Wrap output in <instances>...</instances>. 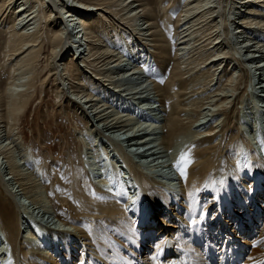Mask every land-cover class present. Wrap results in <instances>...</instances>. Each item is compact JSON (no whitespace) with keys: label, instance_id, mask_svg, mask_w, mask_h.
<instances>
[{"label":"bare ground","instance_id":"obj_1","mask_svg":"<svg viewBox=\"0 0 264 264\" xmlns=\"http://www.w3.org/2000/svg\"><path fill=\"white\" fill-rule=\"evenodd\" d=\"M19 1L0 0L3 64L0 63V68L3 67L0 71L5 70L3 74L8 73L10 79L5 90H0V123L5 119L4 112L8 119L11 117L9 124L16 123L18 115L37 97L38 89L42 92L45 85L52 83L60 111L68 108L80 114L86 118V124L92 123L97 135L111 132L119 133V139L128 137L127 142L137 151L131 154L121 146V150L111 155L103 145L113 165L111 177L116 178L117 190H120L116 194L115 188L109 185L110 179L101 177L107 171L100 170L99 161L95 162L97 166L89 160L86 163L89 155L84 153L86 146L91 145L93 152L96 149L91 144L96 140L92 131L80 134L82 137L71 132L73 139L63 134L62 157L51 158L55 153L47 148L49 145L43 148L46 163L41 185L32 174L20 169V165L26 164V158L17 160L15 146L24 143L22 137L15 132L12 136L10 125L3 134L0 125V156L3 154V159H7L0 166V223L5 242L10 245L9 256L6 250L0 249V264H186L187 261L210 264L205 256L206 242L209 239L218 242L215 237L221 235L225 236L224 241H232L239 247L245 243L254 246L245 264H260L264 259V222L259 224L264 219V160L256 155L252 142L257 141L253 130L264 128V104L257 103L256 108L253 106L254 112L246 113L244 118L240 116L238 104L244 92L243 79L252 77L264 81V42L253 41L249 35L256 33L264 37V14L260 15L261 10L264 12V0H72V3L70 0H50V3L49 0H22L18 5ZM75 1L86 7L85 11L75 6V10L66 14L81 12L82 28L75 24L72 37L76 41L70 36L65 43L72 41L75 44L72 47L85 48L82 61L99 76L96 89L110 93L111 88L116 92L122 88L120 93L109 95L117 104L136 100L142 94H147L144 100L147 105L152 99L153 104L160 102L159 106L167 114L159 126L161 134L155 132L158 125L151 122L152 127L149 124V128H141L138 133H149L151 138L133 134L134 138L129 139L133 136L129 132L137 123L130 128L132 120L122 116L123 113L110 111L111 105L105 107L101 101L97 103L102 100L101 94L93 93V85L89 86L90 90L86 86L87 71L78 66L68 69L74 65L73 60V65L61 64L67 27L61 28L64 21L56 3H62L67 9ZM236 3L242 7L248 4L246 13L237 12ZM36 4H39L37 9ZM90 5L94 7L90 9ZM233 8L239 16L236 24L241 25L236 43L229 41L235 20L229 17ZM97 14L100 17L93 20ZM254 15L261 19L256 21ZM83 19L91 24L84 23ZM137 23L143 28H133ZM122 32L127 33L132 49L122 51L124 46L114 35L123 37ZM111 44L115 49L108 48ZM118 47L133 57L146 58L148 51L151 59L147 67L135 64L134 68L131 66L133 69L128 68L130 63L124 62L126 58ZM227 47L246 48L245 53L258 51L261 57H257L258 62L256 54L236 59L233 50L229 52ZM236 70L239 74L232 75ZM259 84L256 90L263 91L264 83ZM257 91H254L257 100L264 102L263 95L259 96ZM249 97L244 111L253 103ZM85 98L84 106L82 99ZM140 105L137 107L146 111V105ZM153 111V116L158 118L159 112ZM220 116L222 120L216 122ZM261 137L264 138V132ZM241 143L249 147L250 159L247 158H253L252 164L258 163L255 164L262 179L251 178L248 173L249 167H253L251 162L245 167L247 172H242L239 162L243 160L239 154L247 151H239ZM117 152L122 162L116 159ZM182 154L185 163L181 168L175 165V170L165 169L166 157L176 156L179 162ZM141 162L144 166L150 163V176L143 171ZM159 166L162 168L158 170ZM4 169L7 173L3 175ZM168 173H175L176 177L166 179L164 175ZM1 185L7 187L5 191ZM134 191L138 197L130 209L128 196ZM21 194L29 199V205L17 201ZM30 205L35 217L32 220L41 226L33 223L42 232L48 230V236L40 238L43 245L33 230L29 231L30 214H26V209ZM56 218L62 226L56 227ZM25 228L30 235L25 234Z\"/></svg>","mask_w":264,"mask_h":264},{"label":"rangeland","instance_id":"obj_2","mask_svg":"<svg viewBox=\"0 0 264 264\" xmlns=\"http://www.w3.org/2000/svg\"><path fill=\"white\" fill-rule=\"evenodd\" d=\"M21 1L22 0H20L19 1V3H18V5H20V3H21ZM23 1H25V0H23ZM48 1V0H47ZM239 2L241 1V0H238ZM49 3H50V0L48 1ZM73 1L72 0H70V3H72ZM17 5V6H18ZM38 5L39 4H36L35 6H36V9H37V7H38ZM56 5H57V7L58 8H60V9H58L57 8V11H59L60 13H61V16H62V18H63V21H64V24L62 25L61 24V28L62 29H65L66 27H67V29H66V31H65V33H64V39H65V41L63 42L64 43V46H66L65 47V57H63V61H61V64L62 63H64L63 65H68L69 63V65H71L72 64V60H73V63H74V65L73 66H70L68 69L70 70V68L71 67H73V69L74 68H76L77 66L81 69V70H83V71H87V75L86 74H84L85 75V77L84 78H86V76H88V80L87 79H85V81H88V84H86V86H92L91 87V90H93V89H95L94 91L95 92H93L94 94H101L100 95V98L103 100H98V102L97 103H100L101 104V102H102V104L103 105H105V107H108V106H110L111 105V108L109 109L110 111H115L114 113H117L118 111H120V113H123L122 114V116H126L131 122V126H130V128L132 127V125L134 126V125H136V123H137V125L136 126H134L135 127V129L133 128V130H131L130 132H129V136H132L133 134H135V137H143V136H149L148 138H151L150 136V134L148 133H145V134H138L139 133V129H147V128H149V126L153 123V124H156V125H158L157 126V131L155 130V132L156 133H158V135L159 134H161V127H160V129H159V126H161V124L163 123V119L165 118V117H167V114H166V112L165 111H162V106H159V105H161V103L159 102V103H157V104H155V107L156 108H154V109H152V110H149L150 111V113L146 110V111H144V109H139L140 107H137V106H141L140 104L141 103H144V105H146L145 106V108L146 107H149L150 105H152L154 102L151 100L149 103L150 104H146L145 103V101L144 100H146L145 98L147 97V94H142L141 96H139V95H137L136 96V100H130V101H126V102H124V101H120L118 104H117V100H112V99H110V97H109V95H110V93H112V94H117V93H120V91H119V89H122V88H117V90H118V92H116V89H114V88H111L110 89V93H108L107 92V90H105L106 91V93L108 94H106V93H104L103 92V90H98V89H96V85H95V83H96V79H97V77H99V76H97L95 73H93L91 70H89L87 67H86V64L82 61L83 59H82V57H83V53H86V52H84V49L85 48H78V47H76V48H74V47H72V45L74 46L75 44H73V42L74 41H76V39L75 38H73L72 37V35L74 34V25L75 24H78V25H81L80 24V22H81V18H82V13L81 12H84L85 11V9H86V7H84L82 4H80L79 5V3L78 2H76L75 1V3H74V6L73 7H67V9H65V8H63L62 7V3H56ZM78 7V8H81L80 10H82L81 12H77V11H72L71 12V14L70 15H72V16H68L69 14H66V11H69V10H75L74 9V7ZM235 6L239 9V10H237V12H240L241 11V13H243V12H245L246 13V11H247V7H248V4H245V5H243V7L241 6V4H238V3H236L235 4ZM90 9L91 8H93L94 6H92V5H90V6H88ZM228 7H229V4H228ZM72 8V9H71ZM232 8V7H231ZM261 10V9H260ZM217 11V10H216ZM234 11H235V9L233 8V10L231 11V13L229 14V17L231 18V19H235L234 21H232L233 22V25L230 23V25H232L231 26V35L232 36H230L231 38L229 39V41H231V40H233V42H235L236 43V35H241V33H240V31H237V29L239 28V26H241L240 24H236V22H239V16L237 17L236 16V14L234 13ZM70 13V12H69ZM77 13V14H76ZM79 13V14H78ZM261 14L260 15H262V14H264V12L261 10V12H260ZM244 14V13H243ZM255 17H257V19H256V21L258 20L259 21V19H261V17H259L258 18V15H254ZM94 17H96V18H98V17H100L98 14L97 15H94L93 17H92V19L94 18ZM79 18V19H78ZM252 18H254V17H252ZM71 19H74L73 21H70ZM102 19V18H101ZM94 20V19H93ZM98 20V19H97ZM102 20H104V19H102ZM75 21V22H74ZM79 22V23H76V22ZM83 21H85L84 23H86V24H91V22L89 23V21H88V19H83ZM220 21V18H219V20H218V22ZM223 21H224V19H223ZM67 22V23H66ZM220 24H221V22H220ZM133 25H135L133 28H136V29H140V28H143V26H141V24L140 23H137V24H133ZM120 28V27H119ZM118 28V30H120ZM221 28V27H220ZM237 31V32H236ZM124 33V34H123ZM79 35V34H78ZM77 35V36H78ZM114 35L116 36V38L118 39V41L122 44V46H124V48H123V50L122 49H120L119 47V51L121 52V54L123 53L122 51H126V50H130V49H132L131 47H132V43H131V40H130V42H129V39L127 38V33L126 32H122L121 33V35H123V37L121 36V37H119V36H117L115 33H114ZM250 35V39L251 40H253V41H257V42H260V41H263L264 42V37H262V36H259V35H257L256 33H252V34H249ZM248 35V36H249ZM72 37V41H71V44L69 43L68 44V42L67 43H65L66 42V39L68 38V37ZM259 36V37H258ZM223 37V36H222ZM256 37V38H255ZM261 38V39H260ZM127 39V40H126ZM256 39V40H255ZM69 40V39H68ZM220 40H222V39H220ZM133 41V40H132ZM217 41V40H216ZM240 41H243V40H240ZM129 42V43H128ZM1 43V42H0ZM120 44V45H121ZM124 44V45H123ZM131 44V45H130ZM2 45V44H1ZM234 45V44H233ZM113 46V44H111V45H109L108 46V48L109 49H111V50H113V49H115L114 48V46ZM104 47H106V46H104ZM234 48H235V45H234ZM233 47L231 48H228L227 47V49H229V52H232V50H233V54H235L234 56H235V58L236 59H242V58H244V56H245V58H246V55L248 54L249 56H251V55H253V54H256L257 56H256V59H257V61L256 62H258L259 61V58H257V57H261V54H260V52H253L252 50L251 51H249V52H247V53H245V51H246V48H244L243 50L240 48V47H237L238 49L236 50V49H234ZM142 49V48H141ZM45 50L46 51H48L49 49H48V47H46L45 48ZM122 50V51H121ZM239 50H241V51H239ZM67 52V53H66ZM69 52V53H68ZM74 52L76 53V54H74ZM1 53H2V51H0V63H1V65H3L2 64V56H1ZM147 54H146V58H142L141 57V55H137V57H138V59H137V57L135 56V57H133V56H129V55H127L128 53H126V52H124L123 54H124V56L123 57H125L126 58V60H124V62L126 63V62H129L130 64L128 65V68H131V66L133 65H135V64H139V65H145V66H143V68H146L147 67V65H148V63H149V61H150V54L148 53V51L146 52ZM220 53V52H219ZM245 53V54H244ZM47 56V55H46ZM82 56V57H81ZM67 58V59H66ZM134 60H135V62H134ZM144 62H146V63H144ZM262 62V61H261ZM60 63V62H59ZM133 63V64H132ZM142 63V64H141ZM0 65V66H1ZM247 66H249V67H252V66H254V65H252V64H246ZM252 65V66H251ZM75 66V67H74ZM132 66V67H133ZM232 66V65H231ZM3 68V67H2ZM2 68H0V70H2ZM134 68V67H133ZM133 68H131V69H133ZM67 69V70H68ZM72 69V68H71ZM221 69V68H220ZM247 69H249L250 70V68H247ZM3 73H5V70H3L2 72L0 71V90H5V88L7 87V84H6V81H7V83L10 81V79H9V76H8V73H6V74H3ZM62 73H64V72H62ZM66 73V72H65ZM236 73V74H235ZM237 74H239V72H238V70H236L235 72L233 71V73H232V75H237ZM252 75V74H251ZM256 75H258V74H256ZM43 77H44V75L42 76V79H43ZM89 77H91V78H89ZM9 79V80H8ZM79 79H80V77H79ZM90 79V80H89ZM251 80H253V81H251ZM251 80L250 79H243V84H242V88H243V90H242V94H241V97L239 98V102H241V104H238V109L240 110V116H241V118L243 117L244 118V115H246V113L247 114H250L249 112H254V107H255V105H256V107H257V103H260L259 104V106L263 103L264 104V102L263 101H258L257 99V94L255 93L257 90H259V87H257L258 86V83H260V84H262V83H264V81L263 82H261V81H257L256 80V78L255 79H252V77H251ZM76 81H78V80H76ZM100 82L102 81V80H99ZM67 83V82H66ZM106 85H105V87H107L108 88V86H109V82L108 81H106V82H104ZM103 83V84H104ZM254 83V84H253ZM68 84V83H67ZM251 84V85H250ZM259 84V85H260ZM58 85V84H57ZM100 85V84H99ZM100 86H102V85H100ZM4 87V88H3ZM103 87V86H102ZM110 87V86H109ZM255 87V88H254ZM20 89H22V88H19V90ZM257 89V90H256ZM89 90H90V87H89ZM139 90V89H138ZM255 92H254V91ZM55 87L52 85V83L51 84H48V85H45L44 87H43V90H42V92H41V90H40V88L38 89V91H37V97L34 99V101H32V102H30L28 105H27V107L25 108V110L24 111H22V114L20 113L19 115H18V119L19 120H15V122L16 123H12V124H9V120L11 119V117H10V119H8V114H7V116H6V112H4V111H2V113L4 112L5 113V119L3 120V123H0V125L2 126V129H4L2 132H3V134L6 132H8V128H9V125L12 127V129H11V135L13 136V133L15 132L16 134L18 133V135H20L21 137H22V139H23V142L24 143H20L19 145H17V146H15V149H16V158H17V160H19V159H21V158H26L25 159V163L26 164H24V165H20V169H22V171L24 172V173H26V174H28V173H30V174H32L35 178H37V180H39V182L41 183V185L43 184V175H42V173H43V165L46 163L45 161V159H44V156H43V153H46V151L43 149L45 146H47V145H49V147H47V148H49L50 150H52L55 154L53 155V156H51V158H54L55 159V157L57 156V157H62L63 156V153H64V151H63V147H62V135L64 134L65 136L67 135V137L69 138V139H71L72 138V133L71 132H74V133H76V135H82L84 132L86 133V134H88V132H90V130L92 131L91 133H92V135H94L95 136V138H96V140L94 139L93 140V142H91V144L93 143L95 146H96V149H95V151H96V153H95V151L93 152V148H92V146L91 145H88V146H86V148L84 149V151H86V152H84L85 154L87 153V152H89V155H88V157L86 158V163L88 162V160L89 161H91L92 163H95L96 162V160L97 161H99V164H101L102 165V169H100L101 171L102 170H104V171H107V172H104V176H101V177H106V178H109L110 179V181H108L109 182V185H111L112 186V188L116 191V194L118 193V192H120V190H117V181H116V178L114 177H111V175H112V173H111V170H110V168L113 166V165H111V160H110V158H108L109 156H108V153H107V151L103 148V145L105 146V147H107L108 149H109V152H111L110 154L112 155L113 154V152L115 153L117 150H121V146L123 147V148H127V150H129L128 152H130L131 154H134L137 150H135L136 148H133V147H131L130 146V143H128L127 141H128V137H126L127 139H119L118 138V136L120 137V134L119 133H111V132H106L105 133V136L104 135H102V134H99V135H97L96 133H95V131H93L92 130V126H91V124L92 123H90V124H86V118H83V116H81L80 114H77L76 112H73L72 111V109H68V108H63L62 109V111H60V106H58V104L56 103V96H55ZM137 91V90H136ZM261 91V90H260ZM257 91V93H258V95L260 96V95H263V97L262 98H264V90L263 91ZM44 92V93H43ZM126 93H128V92H130L129 90L128 91H125ZM253 92V93H252ZM245 93V94H244ZM254 96V99L252 98L253 96ZM128 95V94H127ZM145 95H146V97H145ZM152 95H153V93H152ZM70 96H72V98L74 99V100H76V98H75V96H73V94H70ZM133 96V95H132ZM140 97L139 99H137V97ZM250 96V97H249ZM248 97L249 98H251L253 101V103H249V105H247L248 107L247 108H249V109H247V111H244V108L246 107V105L244 104L245 102H246V99H248ZM117 98V97H116ZM134 98V97H133ZM106 99V100H105ZM110 99V100H109ZM124 99V98H123ZM232 99V98H231ZM256 99V101H254ZM83 101H82V105H86V104H84V101L86 100V98L85 99H82ZM78 101H80V99L78 100ZM101 101V102H100ZM262 102V103H261ZM105 103V104H104ZM110 103H112V104H110ZM120 103H122V105H121V107H118L119 105H120ZM137 103H140L139 105L137 104ZM60 104V103H59ZM137 104V105H136ZM262 104V105H263ZM66 105V104H65ZM107 105V106H106ZM157 105V106H156ZM254 106V107H253ZM255 107V108H256ZM88 108V107H87ZM4 108H2V110H3ZM113 109V110H112ZM127 109V110H126ZM157 110V111H155L157 114H158V112H159V117L158 118H155L153 121H149L148 119H144L143 121L141 120V119H139V118H137V117H134V116H132V114H134V113H138V115H142V114H144V115H146V116H150V115H152L153 116V114H154V111L153 110ZM217 110V109H216ZM246 110V109H245ZM126 111V112H125ZM135 111V112H134ZM244 111V112H243ZM73 112V113H72ZM125 112V113H124ZM70 113V114H69ZM78 113H80V112H78ZM207 113H208V111H207ZM128 114V115H127ZM210 114V113H209ZM256 114H257V116H259V113L257 112V113H255L254 114V117H255V120L257 121V117H256ZM120 115V114H119ZM162 115V116H161ZM121 116V115H120ZM130 116V117H129ZM155 116V115H154ZM131 117H133L132 119H131ZM164 117V118H163ZM211 118L212 116H208V118ZM73 118V119H72ZM215 118H213V120H214ZM216 119H218V117L216 118ZM252 119V118H251ZM202 120H204V119H202ZM222 120V116H220V118L216 121V120H214V121H216V122H220ZM46 121V122H45ZM150 122V123H149ZM211 122H213L212 120L210 121V123ZM77 123V124H76ZM132 123H135V124H132ZM141 123V124H140ZM48 124V125H47ZM146 124H148V126L146 125ZM150 124V125H149ZM211 124H213V123H211ZM84 125V126H83ZM87 126V128L88 129H86V126ZM93 125H94V123H93ZM96 125V124H95ZM75 126V127H74ZM209 126H210V124H209ZM81 127V128H80ZM85 127V128H84ZM140 127V128H139ZM144 127H146V128H144ZM151 127H152V125H151ZM254 129L256 128V127H253ZM86 129V130H85ZM201 129V128H200ZM82 130V131H81ZM253 132H256V134H254V136H256V142H252V145H253V147H255V153H257L256 155H260L259 157H262L263 158V160H264V138H262L261 137V132H264V128H263V131H261L260 129H258V130H256V131H254L253 130ZM14 133V134H15ZM44 134V135H43ZM116 134V135H115ZM131 134V135H130ZM124 134H121V137L123 136ZM139 135V136H138ZM46 137V138H45ZM61 137V138H60ZM79 137H82V136H79ZM123 137H125V136H123ZM251 137V139L253 138L252 137V135L250 136ZM14 138V137H13ZM48 138V139H47ZM132 138H134V135L132 136V137H129V139H132ZM73 139V138H72ZM118 139V140H117ZM259 139H261V140H259ZM122 140H123V142H122ZM46 142V143H45ZM112 142V143H111ZM48 143V144H47ZM103 143V144H102ZM46 144V145H45ZM118 144V145H117ZM119 144H121L120 146H119ZM114 145V146H113ZM25 146V147H24ZM113 146V147H112ZM241 146H242V148H241ZM20 147V150H18V148ZM21 147H23V148H21ZM112 147V148H111ZM114 147H116V148H114ZM262 147V148H261ZM90 148H91V150H90ZM101 148V149H100ZM149 148V147H148ZM240 150L239 151H241V150H244V151H247L248 149H249V147L247 146V144H244V143H241L240 144ZM115 149V150H114ZM134 149V150H133ZM142 149V148H141ZM141 149H139V150H141ZM144 150V149H143ZM23 151V152H22ZM45 151V152H44ZM106 152V153H105ZM151 151H149V152H147V153H150ZM40 153V154H39ZM146 153V154H147ZM247 153H248V151H247ZM247 153H242V154H239V157L241 158V160H243L242 161V163L241 162H239V165L242 167V172H247V170H245V167L248 165V162H251V164H252V161H253V158L251 159V160H249L250 159V157L248 156L249 155V153L247 154ZM259 153V154H258ZM59 154V155H58ZM117 155H116V159H118V161L119 162H122V157H121V155H120V153H116ZM24 155V156H23ZM38 155V156H37ZM98 155H99V157H98ZM106 155V156H105ZM141 154H139V156H140ZM148 155H150V154H148ZM242 155V156H241ZM43 156V157H42ZM55 156V157H54ZM102 156V157H101ZM144 156V155H143ZM244 156H246V157H244ZM247 156L249 157V159L247 158ZM21 157V158H20ZM50 157V156H49ZM96 157L98 158V159H96ZM105 157H107V158H105ZM118 157V158H117ZM41 158V159H40ZM168 158V160H166ZM171 158V159H170ZM177 158L178 157H176V156H168V157H166V159L164 158L163 160H166V163H164V167H165V169H171V170H175V165H177V163H174L175 161L176 162H178V160H177ZM102 159H103V161H102ZM109 159V160H108ZM135 159H136V157H135ZM150 159V158H149ZM175 159V160H174ZM7 159H3V154L0 156V166L2 165V162L4 161H6ZM51 160V159H50ZM101 160V161H100ZM121 160V161H120ZM138 160V159H137ZM171 160H172V162H171ZM150 161V160H149ZM247 161V162H246ZM44 162V163H43ZM84 162H85V160H84ZM142 163V162H141ZM152 163V162H151ZM170 163V164H169ZM174 163V164H173ZM256 162H254L253 164H252V166L253 167H249V169H250V172H248L249 174H250V176H251V178L253 179H262L263 178V176H264V174H263V176L262 175H260V170H259V168L258 167H256V164L258 165V163H256ZM23 164V163H22ZM96 165L95 166H97V163H95ZM114 164V163H113ZM143 164V163H142ZM166 164H167V166L168 165H171V167L172 168H168L167 166H166ZM173 165V166H172ZM255 165V166H254ZM259 165H263V164H259ZM4 166H5V163H4ZM149 166H150V163L148 162L147 163V166L145 165L144 166V164L142 165V169H143V171L145 172V173H147V174H149V176H150V173H151V171L149 170ZM1 167H3V165L1 166ZM24 167V168H23ZM98 167H99V165H98ZM146 167H148V168H146ZM160 168H162V166H159V168H158V170L160 169ZM244 168V169H243ZM257 169V171H256V169ZM40 169V170H39ZM42 169V170H41ZM98 168H96V170H97ZM107 169V170H106ZM248 169V170H249ZM240 170V171H241ZM3 171V170H2ZM110 171V172H109ZM156 171H157V169H156ZM255 172H257L259 175H257V173L255 174ZM7 172H5V169H4V171H3V175L4 174H6ZM89 174H90V172H89ZM253 174H254V176H253ZM2 175V174H1ZM92 175V174H91ZM165 177H166V179H174L176 176H175V173H168V174H166V175H164ZM261 176V177H260ZM238 177V176H237ZM237 177H235V178H237ZM108 179V180H109ZM235 181H238V179L237 180H235ZM112 183V184H111ZM10 184H12V183H10ZM104 184H106V181L104 182ZM108 184V183H107ZM116 186V187H115ZM1 187H2V185H1ZM3 189V191H5L6 190V186H4V187H2ZM8 190V189H7ZM113 190V191H114ZM41 194V193H40ZM43 195V194H42ZM126 195H128L127 193H126ZM136 195V196H135ZM138 193L137 192H135L134 191V193H132V194H130L129 196H128V199H129V207H130V209L132 208V207H134L135 206V203H136V201L137 200H135L134 201V199H136L138 196ZM20 197H18L17 198V201H21V203L22 204H26V205H29V199L28 198H26L24 195H19ZM134 196V199L132 198ZM22 197V198H21ZM133 205V206H132ZM28 213L31 215V217H30V215H29V225L31 226L30 227V230L27 228H25V230H27V233H25V234H28V235H30V232L29 231H31V230H33V232L35 233V235L37 236V239H38V237H39V239L41 238V236L42 237H45V236H48L46 233L48 232V230H45V232L43 231L42 232V228H38L34 223H36V224H38V225H40L39 223H37L36 221H33L32 219L33 218H35L34 216H33V208H32V206L30 205V207L28 208V209H26V214L28 215ZM35 214L37 215V211L35 212ZM43 219V217H41L40 219H37V221H39V220H42ZM47 219V218H46ZM262 220H261V222H259V224H263V222H264V219L263 218H261ZM55 221H56V223L58 224L56 227H59L60 225H61V223L57 220V218L55 219ZM34 222V223H33ZM41 223H43V222H41ZM260 225V226H261ZM26 226H28V225H26ZM41 226V225H40ZM62 226V225H61ZM51 227V226H50ZM29 230V231H28ZM4 231H3V229H2V227H1V223H0V249H4V251L6 250V252H7V254H8V256L10 255V245H9V243H6L5 242V240H6V237H5V233H3ZM29 232V233H28ZM44 239V238H43ZM40 240H42V239H40ZM40 242H42V245H43V240L42 241H40ZM6 243V244H5ZM3 244H4V247H3ZM4 251H2L1 253H3ZM9 251V252H8ZM249 254V253H248ZM189 263V262H188Z\"/></svg>","mask_w":264,"mask_h":264},{"label":"snow or ice","instance_id":"obj_3","mask_svg":"<svg viewBox=\"0 0 264 264\" xmlns=\"http://www.w3.org/2000/svg\"><path fill=\"white\" fill-rule=\"evenodd\" d=\"M185 163V157L184 155L182 154L181 156V160L177 163V167L178 168H181V165Z\"/></svg>","mask_w":264,"mask_h":264}]
</instances>
